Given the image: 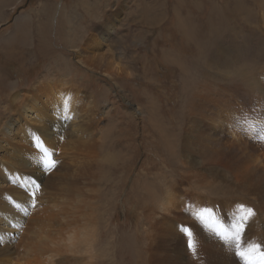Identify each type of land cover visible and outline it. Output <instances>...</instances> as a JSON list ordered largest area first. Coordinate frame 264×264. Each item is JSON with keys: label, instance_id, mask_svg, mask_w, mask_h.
<instances>
[{"label": "rangeland", "instance_id": "374dc122", "mask_svg": "<svg viewBox=\"0 0 264 264\" xmlns=\"http://www.w3.org/2000/svg\"><path fill=\"white\" fill-rule=\"evenodd\" d=\"M48 78L90 119L72 138L64 121L60 137L38 131L22 186H2L8 260L249 264L264 252L253 199L210 193L183 149L211 90L243 100L237 123L264 136V0H0V119L19 113L9 97ZM13 153L0 149V183Z\"/></svg>", "mask_w": 264, "mask_h": 264}, {"label": "bare ground", "instance_id": "6f19581e", "mask_svg": "<svg viewBox=\"0 0 264 264\" xmlns=\"http://www.w3.org/2000/svg\"><path fill=\"white\" fill-rule=\"evenodd\" d=\"M38 25L41 24L39 23ZM40 30H38V32ZM82 56L84 57V58L82 57L83 58L82 60L85 64L87 65L91 64L90 62L92 60L90 56H88V54L86 55L82 54ZM108 73L111 75V72ZM241 88L243 87L241 86ZM244 88L247 89V87ZM205 89H211V87L207 86ZM226 89L224 91H227ZM224 91L217 92L211 90L208 95L201 96L200 100L196 98L199 101L198 102L195 101L193 105L191 104L192 108L193 107L195 108V112L198 113L199 115L201 114L200 117L202 118L200 120H202V124L201 125L198 124L200 125L198 126L195 125L196 123L194 124L192 123L189 126V128L188 126H186L188 128L186 129L187 132L185 131V133H187V136L185 135L186 138L184 139L185 140L184 148L182 147L183 149H187L186 154L184 156L187 159L186 161L189 162V164L190 163L193 164L192 166H197V168L199 169L201 168L206 169V172L209 175L208 177L210 178V180L206 182V187L209 188L208 191L210 193H213L217 196L220 195V193H223L221 194V196H223L224 198L227 197L237 198L239 196L237 199L240 200L241 198L244 202L248 201L249 198L253 199V203L255 207H257L258 209L256 212H259L261 217L260 220L264 222V136L255 138L257 137V135L255 136V134H253L255 137L250 138L251 126L250 125L248 126L246 123H243L245 121L247 122V120L242 121L243 124L242 123L239 124L237 123L238 118H236V116L239 113V106H243V104L241 105V102L243 100L240 98L242 96L239 97L242 101L240 100L238 101L237 99L234 100L232 97H230L231 94L230 95L228 94L231 92L228 91L227 93ZM224 93H227L228 96L226 94L224 95ZM246 98H244V100H246ZM73 99H75V97H71L70 95H68L67 97L66 95H64L63 92L57 90L55 86L53 87L52 81L49 78L42 80L39 83L33 84L32 89L26 91V93L25 92L23 94L15 93L11 97H9L7 101L8 105L16 106L19 113L14 114V116H12L13 118L12 117L6 118L4 122L2 118L0 119V149L12 148L14 150L12 157H14L16 161H14L11 158V160H9V163L11 162V164H13V166L16 168L17 171L14 172V174H11L9 177L5 175L3 180L4 182H6V184H4V182L0 183V196L3 194L2 192L3 185L7 187L22 186L21 182L23 181V177L21 176H23V174H26L25 173L26 171H24V169L26 170L31 169V165H30L31 160L35 158L37 155L36 147H32V144L36 143V141L41 138L38 135H35L36 133H38V131L41 133H45L46 136H51V134H53L54 136L55 134L56 136L60 137L62 134L68 133L67 130L64 129V125H65L64 122H67L66 124L72 129V131L68 133V135L71 136V138L73 136L74 131L76 135H78V129L81 128L82 131V128H84V124H86L85 121L89 120L90 117H85V116L83 117L81 112L79 113L70 112L71 107L72 106L75 107V102ZM249 105L250 104H248V106ZM262 108L263 106H259L258 111L260 112L262 110L264 111V109ZM251 112H253V110ZM209 113L213 115L211 116V118L213 117L211 122L212 124H209L207 122L208 120L207 121L205 120V116H207ZM190 114L188 116H191ZM194 115L197 114L194 113L192 117H195ZM198 116L196 119H198ZM243 118L245 119V117ZM47 120H51V121L47 122ZM92 121L93 119H91L90 122ZM47 125L49 126L50 133L49 131H47L46 128H44V126ZM259 125H260L258 127L259 133L263 135L264 124L262 125L259 124ZM235 126L240 129L238 131L232 130L231 127H235ZM76 127H78V129ZM228 130L232 132L231 137H227L225 135L226 131L228 133ZM190 131H192V133H190ZM217 132L220 133V136L214 137V135L217 134ZM32 133L35 136L31 135ZM80 139L81 138H78L79 141ZM43 141L45 142L42 143ZM47 141H48L47 139L40 140V142L44 145H46ZM201 173H202L201 170H197L198 177L200 176ZM225 182L228 183V185L225 184ZM170 204L172 205V203L169 201L162 202V209L170 210L171 207ZM1 219L3 220V218ZM2 220H0V222H2ZM7 224L9 223H7L6 221L2 222V226H3L2 228H4V226L6 227ZM81 240L82 239H80V242ZM9 248L10 247L8 248L0 247V264H18V263H14L11 260H8L7 255H9L8 254V252L10 251ZM71 250H73V248H71Z\"/></svg>", "mask_w": 264, "mask_h": 264}, {"label": "snow or ice", "instance_id": "6c2138e0", "mask_svg": "<svg viewBox=\"0 0 264 264\" xmlns=\"http://www.w3.org/2000/svg\"><path fill=\"white\" fill-rule=\"evenodd\" d=\"M191 247V243L188 244ZM241 255H244L241 253ZM249 264H264V252L259 253L258 257L255 260L249 259Z\"/></svg>", "mask_w": 264, "mask_h": 264}]
</instances>
